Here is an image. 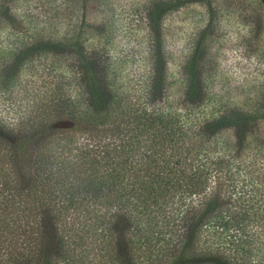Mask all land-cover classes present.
<instances>
[{
  "label": "trees",
  "instance_id": "16d2710c",
  "mask_svg": "<svg viewBox=\"0 0 264 264\" xmlns=\"http://www.w3.org/2000/svg\"><path fill=\"white\" fill-rule=\"evenodd\" d=\"M198 3L171 103L167 21ZM135 7L119 20L147 24L152 49L127 79L108 40L74 24L26 39L0 0V264H264V136L247 140L264 105L203 76L218 1Z\"/></svg>",
  "mask_w": 264,
  "mask_h": 264
},
{
  "label": "rangeland",
  "instance_id": "374dc122",
  "mask_svg": "<svg viewBox=\"0 0 264 264\" xmlns=\"http://www.w3.org/2000/svg\"><path fill=\"white\" fill-rule=\"evenodd\" d=\"M139 1L111 0L106 6L99 0H75L74 3L71 0H13V6L17 12L15 23L26 39H34L33 34L58 38L73 24L83 25L88 28L89 43L108 40L112 54L108 71L132 79L148 67L152 49L150 29L143 22L124 24L125 21L119 19L127 20L128 12L136 8ZM217 1L221 8L209 37L207 57L202 62L203 76H207L215 92L223 88L222 94L231 93L230 103L264 105V0ZM114 10L117 20L104 27L103 17H111ZM208 18L207 7L198 3L175 12L167 21L166 42L170 50L167 72L172 82L168 99L171 103L186 89L181 56ZM250 132L252 136L247 140L264 136V119L253 125Z\"/></svg>",
  "mask_w": 264,
  "mask_h": 264
}]
</instances>
